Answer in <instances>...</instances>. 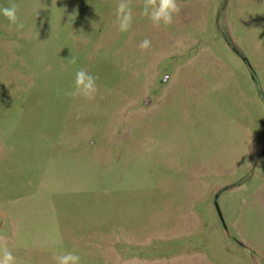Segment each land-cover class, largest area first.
Listing matches in <instances>:
<instances>
[{
	"label": "rangeland",
	"instance_id": "rangeland-1",
	"mask_svg": "<svg viewBox=\"0 0 264 264\" xmlns=\"http://www.w3.org/2000/svg\"><path fill=\"white\" fill-rule=\"evenodd\" d=\"M13 3L0 237L16 264H264V0H178L161 28L131 0L126 33L118 0ZM79 68L93 100L65 95Z\"/></svg>",
	"mask_w": 264,
	"mask_h": 264
},
{
	"label": "clouds",
	"instance_id": "clouds-1",
	"mask_svg": "<svg viewBox=\"0 0 264 264\" xmlns=\"http://www.w3.org/2000/svg\"><path fill=\"white\" fill-rule=\"evenodd\" d=\"M181 11V5L178 0H142L141 15L147 17L156 28L168 27L173 23L174 16ZM0 15L9 21L10 26H15L16 30L24 28V23L18 16V5L0 7ZM116 25L118 31L126 33L131 30L133 24V8L131 0H118L116 9ZM151 47V41L144 39L140 42L139 48L147 51ZM76 64L77 60L73 57L70 61ZM98 77L92 75L84 68H79L75 72V78L71 90L65 92V95L76 99L93 100L99 92L97 84ZM55 264H81L80 255L71 251H61L54 255ZM0 264H16V257L7 246L3 237H0Z\"/></svg>",
	"mask_w": 264,
	"mask_h": 264
},
{
	"label": "water",
	"instance_id": "water-1",
	"mask_svg": "<svg viewBox=\"0 0 264 264\" xmlns=\"http://www.w3.org/2000/svg\"><path fill=\"white\" fill-rule=\"evenodd\" d=\"M262 153H263V151L261 152V154H262ZM215 205H216L217 210H218V212H219V214H220L221 220L223 221V217H222V215H221V211H220V208H219V205H218L217 201H216Z\"/></svg>",
	"mask_w": 264,
	"mask_h": 264
}]
</instances>
